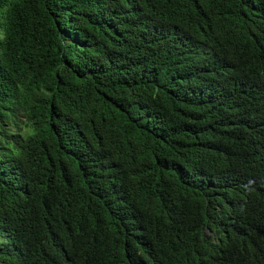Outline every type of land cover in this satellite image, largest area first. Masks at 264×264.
<instances>
[{
	"label": "trees",
	"instance_id": "trees-1",
	"mask_svg": "<svg viewBox=\"0 0 264 264\" xmlns=\"http://www.w3.org/2000/svg\"><path fill=\"white\" fill-rule=\"evenodd\" d=\"M0 264H264V0H0Z\"/></svg>",
	"mask_w": 264,
	"mask_h": 264
}]
</instances>
